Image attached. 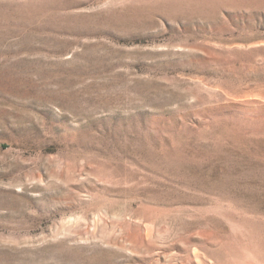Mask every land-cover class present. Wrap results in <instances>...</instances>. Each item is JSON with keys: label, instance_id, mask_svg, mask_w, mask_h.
Segmentation results:
<instances>
[{"label": "rangeland", "instance_id": "1", "mask_svg": "<svg viewBox=\"0 0 264 264\" xmlns=\"http://www.w3.org/2000/svg\"><path fill=\"white\" fill-rule=\"evenodd\" d=\"M0 264H264V0H0Z\"/></svg>", "mask_w": 264, "mask_h": 264}]
</instances>
